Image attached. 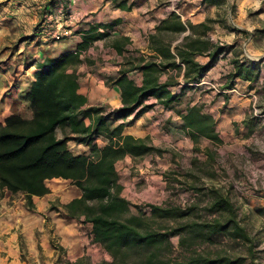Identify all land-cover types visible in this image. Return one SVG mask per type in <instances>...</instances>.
<instances>
[{"label":"trees","instance_id":"16d2710c","mask_svg":"<svg viewBox=\"0 0 264 264\" xmlns=\"http://www.w3.org/2000/svg\"><path fill=\"white\" fill-rule=\"evenodd\" d=\"M111 1L126 10H131L136 4L129 0ZM203 1L217 6L225 2ZM114 25H91L84 31L83 42L75 52L59 58H48L38 64L35 79L22 96L29 103L32 116L26 118L14 113L0 122V192L23 193L28 206L34 209L33 197L50 192L49 180H70L82 193L64 204L66 215L70 219L82 218L91 223L93 240L112 256L111 261L100 264H243L248 257L254 258L257 243L249 228L241 222L239 209L229 195L213 190L215 194L208 208L214 216L210 221H191L170 229H155L144 212H132L130 201L122 194L123 185L116 167V163L126 156L137 158L151 152H162L161 148L151 143L149 137H136L123 131L127 124L125 119L131 115L137 118L154 106L146 102L149 97L155 96L159 103L168 108L175 107V103L181 100L184 92H172L169 88L171 80L161 82L165 68L179 67L176 61L179 59L181 64L186 65L184 77L189 85L198 81L216 63L226 46L200 36L192 37L188 33L173 51L166 41L173 35L183 34L188 28L197 34L212 28L206 23L186 25L173 12L169 19L162 20L156 26L155 33L150 35V43L156 52L154 57L174 61L158 62L156 58L144 60L139 66L143 71L141 85L127 75L126 69H121L114 82L121 87L123 105L110 113L105 106L87 105V96L79 91L77 68L82 63L81 54L96 40L110 38L109 30ZM128 41L125 37L115 38L111 45L121 52ZM199 53H207L210 60L200 64L195 60ZM260 72L259 61L234 59L227 87H231L236 78L257 81ZM178 113L183 120V128L195 144L199 143L201 137L214 143L222 142L216 130L215 118L203 112L202 106H188L185 110H178ZM118 119L123 121L117 122ZM100 136L108 140L102 148L97 143ZM72 140L87 146L91 154L75 153L69 145ZM148 206L154 217H168L176 221L186 217L191 210L177 206ZM176 235L185 247L189 239L200 238L215 243L228 238L246 245L248 254L208 248L175 255L173 237ZM55 248L60 252L64 250L58 244H55ZM56 264L86 262L83 257L72 261L59 254Z\"/></svg>","mask_w":264,"mask_h":264},{"label":"crops","instance_id":"0c3cea01","mask_svg":"<svg viewBox=\"0 0 264 264\" xmlns=\"http://www.w3.org/2000/svg\"><path fill=\"white\" fill-rule=\"evenodd\" d=\"M129 1L136 2L131 10L116 6L111 0H0V122H4L14 113L30 118L32 111L29 103L22 99V96L29 90L35 79L38 64L45 62L48 58H59L67 53L75 52L78 45L83 42L85 30L91 25L106 23H115L109 30L111 37L96 40L81 54L82 63L77 68V74L80 83L79 91L87 96V105L105 106L107 112H115L123 105L121 87L114 82L121 69H126L127 75L138 85L143 83V71L139 66L144 60L156 58L154 57L156 52L151 48L150 35L155 33L156 26L162 20L169 19L175 12L186 25L197 26L206 23L212 28L210 30L201 28L203 32L199 34L195 31L191 32L188 28L183 34L173 35V38L166 40L171 44L173 51L188 33L192 37L200 36L202 39L211 40L212 43L225 45L226 49L198 81L189 85L185 83L186 65L181 64L179 59L176 60L179 67L165 68L160 80L161 82L171 80L169 88L172 92L178 94L184 92L181 100L175 103L176 106L189 94L192 96V101L187 107L200 105L203 112L213 115L216 130L223 140L225 136L234 132L225 128L229 127L227 116L220 111L225 100L222 96L213 95L209 91L210 87L214 86V82L226 73L222 66L228 51L226 42L229 41V32L224 30V25L215 31L212 20L218 19L213 14V9L217 5H209L203 0ZM71 13L76 17L72 34L63 40L55 41L51 33L56 23L63 21L66 24ZM238 25L243 30L247 29L244 23H238ZM100 30L103 31V28ZM120 37L129 39L121 52L111 45L113 39ZM156 59L158 62L162 60L165 63L174 61V59H162L161 56ZM195 60L203 65L210 60V56L207 53H199L195 56ZM132 67L133 69L130 70ZM227 72L230 73V70ZM237 80L242 81V84L255 82L241 78H236L234 81ZM228 83L229 79L226 81V89H232L235 85L234 83L231 87H227ZM146 102L153 103L154 106L137 118L131 115L125 119L127 124L124 134L149 137L151 140V136L159 132L158 126L170 118L178 119L180 130L187 133L178 113L180 109L175 111L176 106L165 107L155 96L149 97ZM162 110H166L165 115L160 114ZM121 121L123 119H118L117 122ZM144 121L149 126L144 129L143 127L135 128V132L131 130V126L138 127V124ZM98 145L101 148L104 146ZM128 157L130 156L124 159ZM52 180L67 181L62 178ZM48 186L49 193L33 197L34 209L28 206L23 193L12 194L7 190L0 192V264H56L61 254L55 248L54 237L56 236L59 238L58 244L67 251L70 260L75 261L83 257L84 252L81 250L86 243V238L79 230L77 223L66 222L61 216H54L52 225L46 223L45 214L50 206L49 201L55 196L61 197V200L66 196V192L59 193V190L49 183ZM124 191L123 186L122 192ZM81 193V191L73 190V195L64 203L80 197Z\"/></svg>","mask_w":264,"mask_h":264},{"label":"rangeland","instance_id":"374dc122","mask_svg":"<svg viewBox=\"0 0 264 264\" xmlns=\"http://www.w3.org/2000/svg\"><path fill=\"white\" fill-rule=\"evenodd\" d=\"M213 14L218 18L214 22L215 31L224 25V30L229 32V41L226 42L228 51L222 66L226 73L214 82L209 91L225 100L220 111L227 116L229 127L225 128L234 132L231 131L222 142L214 143L201 137L195 145L192 138L180 130L178 119L170 118L158 126L159 132L150 140L162 152H151L137 158L130 156L118 162L116 167L125 188L122 194L130 201L132 212H144L155 229H170L191 221H210L214 216L208 208L215 194L213 190L229 195L239 209L241 222L249 228L257 243L255 257H248L243 264H264V0H225L222 6L214 7ZM238 23L246 24L247 29L243 30ZM234 59L259 61V80L253 84H242L237 80L232 89H226L227 71H232ZM191 97L188 94L175 111L185 109L192 101ZM160 114L165 115L166 110ZM147 126L149 124L144 121L138 127L131 126V130L135 132V128L144 129ZM107 141L102 136L97 138L101 146ZM69 144L75 153L91 154L84 144L73 140ZM48 183L59 193L66 192V196L62 200L55 196L49 201L46 223L52 225L54 216L77 223L86 238L81 250L86 264L111 261V254L93 240L91 223L82 218L70 219L66 215L65 200L73 195V190L81 191L80 188L70 180H49ZM148 204L191 210L186 217L176 221L168 217H154ZM54 240L58 244L57 236ZM173 243L175 255L208 248L248 254L246 245L228 238L215 243L200 238L189 239L185 247L176 235ZM60 253L69 259L65 249Z\"/></svg>","mask_w":264,"mask_h":264},{"label":"built area","instance_id":"2783aa9c","mask_svg":"<svg viewBox=\"0 0 264 264\" xmlns=\"http://www.w3.org/2000/svg\"><path fill=\"white\" fill-rule=\"evenodd\" d=\"M66 24L63 23V21H58L56 23L55 28L53 29L51 33L52 39L55 41L63 40L64 38L70 36L73 32V24L74 21H76L75 14L71 13L69 17L67 18Z\"/></svg>","mask_w":264,"mask_h":264}]
</instances>
